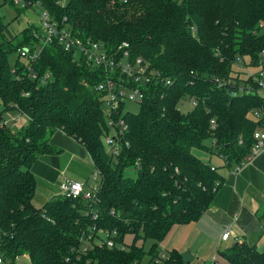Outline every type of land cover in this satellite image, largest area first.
<instances>
[{"label":"trees","instance_id":"16d2710c","mask_svg":"<svg viewBox=\"0 0 264 264\" xmlns=\"http://www.w3.org/2000/svg\"><path fill=\"white\" fill-rule=\"evenodd\" d=\"M2 1L19 12L38 4L59 28L102 42L110 51L126 41L131 57H142L162 78L145 88L137 112L121 104L114 115L124 124L112 127L105 93L97 88L104 69L65 48L57 36L44 42V25V30L32 23L12 33L0 14L3 264H14L24 254L32 264H85L86 259L138 264L146 255H158L159 242L176 224L197 220L223 181L217 166L197 156L194 148L215 150L233 167L251 153L255 130L264 128L261 69L243 78L235 68L264 63V0ZM22 48L29 49L27 61L21 59ZM186 98L193 106L184 111L180 103ZM13 109L29 118L17 130L4 116ZM56 129L78 139L99 171L94 200L57 194L41 207L33 203V167L41 154L56 151L49 140ZM112 129L118 153L104 143ZM129 167L136 168L135 175L126 174ZM107 230L116 231L119 246L99 242ZM127 234L133 236L130 244ZM220 253L227 264H264V250L246 241ZM163 264L185 263L172 248Z\"/></svg>","mask_w":264,"mask_h":264},{"label":"crops","instance_id":"0c3cea01","mask_svg":"<svg viewBox=\"0 0 264 264\" xmlns=\"http://www.w3.org/2000/svg\"><path fill=\"white\" fill-rule=\"evenodd\" d=\"M1 106L3 108L2 102ZM11 111L20 113L16 109L8 112ZM21 114L25 115V125L28 115ZM57 134H62L67 140L64 149L68 151V158L63 168L59 166L58 160L65 152L62 153L63 149L59 147L60 140L55 138ZM49 140L52 145L55 144L56 151L41 154L33 167L37 178L33 203L37 207L43 206L52 196L61 194L64 183L80 179L70 176L66 171L74 158L85 154L88 162L94 165L85 146L64 130H54L49 134ZM220 156L226 164V158ZM236 166L226 165L223 181L210 207L197 220L176 224L164 238L166 244L163 249H178L185 264H209L212 259L217 262L220 251L236 241H246L264 250V149L238 171H234ZM84 177L81 176L80 180H84ZM227 226H231V233L224 239L222 234Z\"/></svg>","mask_w":264,"mask_h":264},{"label":"built area","instance_id":"2783aa9c","mask_svg":"<svg viewBox=\"0 0 264 264\" xmlns=\"http://www.w3.org/2000/svg\"><path fill=\"white\" fill-rule=\"evenodd\" d=\"M65 0H63L64 2ZM15 3L25 5L23 0H14ZM41 14L43 25L46 27L47 36L44 42L52 40L55 36L59 38L60 43L67 49H73L78 52L80 58H83L91 65L102 67L105 71V78L97 85V88L104 91L105 96V111L109 118V124L114 127L117 123L124 124L123 119L119 116V121L115 120L116 112L121 104H125L127 100L141 102L145 97V88L153 81L154 78L162 79L160 71L150 69L149 63L142 57L132 58L128 50L129 43L123 41L117 46L115 51H110L102 42L93 41L90 39H82L75 37L72 31L68 28H59L55 23H52L47 10H43ZM27 48L20 49L22 56L28 57ZM264 53V49L262 51ZM38 55V50L30 55L35 58ZM264 65V63H263ZM261 65V75L259 86L264 91V66ZM48 76V73L46 77ZM214 122V120H212ZM122 128H126L123 126ZM255 143L252 146L251 153L246 157L244 162L237 165L234 171H238L242 165L251 162L256 155L264 149V128L259 127L254 132ZM106 141L110 145L109 150L113 153L119 152V144L112 135L106 136ZM224 156V155H222ZM225 157V156H224ZM213 169L215 167H212ZM99 171H95L94 178H98ZM87 181H69L62 185L61 194L70 197L83 196L86 199L94 200L95 189L98 184L87 187ZM96 213V212H95ZM231 233V226H227L222 234V238L227 239ZM116 231L107 230L103 233V239L99 242L106 243L108 246L120 245L115 241ZM93 235H89L87 241L82 245V250L86 252L89 249L90 239ZM168 257V250L161 249L158 255L148 258L145 264H163ZM142 261L138 264H141ZM0 264H3V259L0 256ZM77 264H82L78 262ZM85 264H96L86 259Z\"/></svg>","mask_w":264,"mask_h":264},{"label":"rangeland","instance_id":"374dc122","mask_svg":"<svg viewBox=\"0 0 264 264\" xmlns=\"http://www.w3.org/2000/svg\"><path fill=\"white\" fill-rule=\"evenodd\" d=\"M1 4H0V14L4 20L5 23L9 24V29L12 33H18L21 32L26 26L30 25V24H35L36 26H39L40 29L44 30V26H43V21H42V17L41 14L42 9L38 4H34L31 7H27L24 11L19 12L17 10L16 7L11 6V4H9L8 2H3L2 0H0ZM17 52L13 53L10 56V61L12 64H14L15 59L17 57ZM21 59L23 60H28V57L26 56H22ZM235 68L236 70H242L241 71V76H243V78L247 77L249 74L255 72L256 70L260 69L261 66L259 65H241L239 64H235ZM241 83V82H240ZM263 95H264V91L260 88L259 90ZM1 101V99H0ZM193 106V100L191 98H186L183 99L180 103V108L184 111H187L189 109H191V107ZM125 110H130L133 112H137L140 108V103L138 101H132V100H127L125 103ZM2 106H1V102H0V110H2ZM5 121L8 123V125L17 130L21 127V125H23L26 121L25 115L15 112V111H11V112H6L5 113ZM109 121V118H107ZM114 129H112L111 131V135L113 134ZM64 134V133H63ZM66 135V134H64ZM58 137L57 139L60 140L59 142V147L62 148V153L65 152V155L63 154L62 156H60V159L58 160L59 162V166H61L62 168L65 166L66 162H67V156L66 153L68 152L67 149L64 147L66 146V138L64 139V136H62V134H57L55 136V138ZM69 138V137H67ZM210 146L212 145V139L208 138L206 141ZM104 143L106 144L107 149L110 148V145L107 143L106 141V136L104 137ZM55 145V144H53ZM214 149H216V147H214ZM194 153L199 156L201 159L215 165L218 166V170L220 173L224 174L225 173V168H226V164H225V160L220 156V153L216 152L214 150V152L211 151H207L201 148H194ZM84 157V159L82 157ZM88 156H86L85 154H81L80 157L78 158H74V160L72 161V163L70 164V166L67 165V169L66 171L68 172V174L72 177H77L81 179V176H85L84 178L87 180L88 185L89 186H93L96 185L100 182V175L98 176V178H94V173L95 171H97V169L95 168V166L93 164H91V162H88ZM126 174L127 175H135L136 174V168L135 167H129L126 169ZM227 176V175H226ZM76 180V181H85L84 180ZM87 185V187H89ZM38 191V190H37ZM40 193V192H39ZM125 241L127 244H130L133 241V236L132 234H127L125 236ZM141 242V241H139ZM166 241L162 240L159 242V248L160 250L164 248V244ZM145 243V248L148 250L152 244V240L148 239L146 240ZM261 249L263 247H260ZM218 260L217 262L212 259L209 264H226L227 260L225 259V257L223 256L222 253L218 254ZM149 258V255H146L141 264H145L147 262ZM14 264H32L29 256L27 254L21 255L19 256Z\"/></svg>","mask_w":264,"mask_h":264}]
</instances>
